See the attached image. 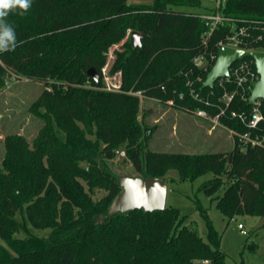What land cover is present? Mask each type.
Wrapping results in <instances>:
<instances>
[{
  "label": "trees",
  "instance_id": "trees-1",
  "mask_svg": "<svg viewBox=\"0 0 264 264\" xmlns=\"http://www.w3.org/2000/svg\"><path fill=\"white\" fill-rule=\"evenodd\" d=\"M201 3L31 0L22 15L20 9L9 12L6 21L17 43L14 51L0 53V93L10 73L42 81L52 92L32 105L45 122L34 147L19 135L6 138L0 164V264H227L221 235L200 200L195 201V208L206 222L207 240L195 225L186 224L189 216L177 207L107 215L121 191L119 175L108 160L124 143L127 157L143 177L165 178L176 170L181 179L193 182L212 173L214 177L201 183L199 190L216 202L224 216L264 218V145L241 141L236 135L237 147L229 152L152 150L149 141L155 127L139 119V98L129 93L141 91L166 105L173 99V108L190 113L205 109L211 116L225 106L223 94L235 91L237 84L217 81L213 88H202L215 61L204 69L193 58L205 51L217 53L219 42L233 30L231 24L218 27L206 47L209 27L201 13L178 9ZM220 10L234 19L236 27H247L251 35L243 48H264V0H226ZM254 21H261L263 28ZM134 30L143 36L136 48L130 38ZM129 31L113 65L115 71L123 72L122 90L106 91L101 87L107 52ZM259 34L263 38L256 40ZM92 67L99 72L98 81L88 75ZM86 82L96 88L83 87ZM191 88L198 98L191 96ZM250 109L249 100L236 97L220 121L236 133L263 137L264 123L251 129L248 122L231 116L232 110ZM224 177L228 182L221 195ZM80 178L91 190L101 187L108 194L94 200ZM18 212L32 227L50 228V235L15 236L22 227Z\"/></svg>",
  "mask_w": 264,
  "mask_h": 264
},
{
  "label": "rangeland",
  "instance_id": "rangeland-1",
  "mask_svg": "<svg viewBox=\"0 0 264 264\" xmlns=\"http://www.w3.org/2000/svg\"><path fill=\"white\" fill-rule=\"evenodd\" d=\"M137 1L143 0H130V2ZM145 1L148 2V0ZM201 1L200 7L183 6L178 9L202 13L212 8L210 0ZM130 32L125 39L109 47L107 62L102 68L104 85L101 88L106 91L119 92L122 90L123 72L122 70L115 71L113 65L116 60V51L124 50L123 43L129 38ZM83 87L96 88L89 82H86ZM51 92L52 89L42 81L32 80L26 75L10 73L6 87L0 93V164L6 154L7 136L19 135L27 141L30 148L34 147L33 141L45 122L35 114L32 105ZM137 97L139 98V119L155 127L149 141L150 149L160 152L199 153L229 152L237 147V137L227 127L213 126L208 119L166 105L158 97L144 95ZM42 110L45 111V108ZM90 137L95 138V135H90ZM118 150L126 152L125 143L115 149V155L108 160V165L118 175H138L127 153L126 156H120L117 153ZM81 164L86 166L85 162ZM213 177L214 174L208 173L192 182L181 179L176 170H170L165 176L168 184L166 206L177 207L183 215H188L186 224L195 225L200 235L207 240L206 222L195 208V201L200 200L205 207L209 208V215L221 235V248L227 255V264H240L242 261L245 264H264V218L249 214H239L232 219L224 216L216 208V202H212L199 190L201 183ZM80 180L85 185V189L91 192L94 200L101 199L108 194V191L101 187L91 190L82 178ZM227 182L228 180L224 177V185L220 190L221 195L225 194ZM17 219L22 224V227L15 232V236L19 238H26L30 234L48 237L51 233L50 228L37 229L29 225L22 212H18ZM241 223L244 225V232L239 228Z\"/></svg>",
  "mask_w": 264,
  "mask_h": 264
},
{
  "label": "built area",
  "instance_id": "built-area-1",
  "mask_svg": "<svg viewBox=\"0 0 264 264\" xmlns=\"http://www.w3.org/2000/svg\"><path fill=\"white\" fill-rule=\"evenodd\" d=\"M212 3V10L204 11L201 13V18L205 20L206 25L209 27V29L205 32L204 36V44L207 47L208 45V38L212 35L215 29L218 27L224 26L226 24H231L233 32L229 34L225 40H222L218 44V50L222 46H228V47H234V48H240L245 49L242 47L243 44H245L246 38L250 37V32H248L246 26L236 27L235 21L233 18L226 16L221 12V8L224 6L226 0H210ZM256 23V27H262L263 23L261 21H254ZM253 22V23H254ZM264 29V28H263ZM263 38V34H259L255 39L261 40ZM245 50H259L264 51V48L261 49H245ZM217 53L215 51L210 50L207 55V51L201 52L197 54L193 58V63L198 66L202 67L204 69H207L208 64L210 62L215 61L217 59ZM246 58V57H245ZM241 59L236 61L230 66V73L228 76L219 78L217 81H220V83L225 81H231L234 80L237 84V89L235 91H226L223 94L222 101L225 103V106L220 107V111L214 115L211 116L208 114V112L205 109H197L193 112V114L197 115L198 117L208 119L213 123V126L216 125H222L220 118L221 116L225 115L227 113V109L230 106V104L235 100L236 97H240L241 100H249L252 96V90H253V82L256 80H259L260 74L257 71L255 60L252 58L250 59ZM255 64V67L253 66ZM214 66V65H213ZM198 80H202L201 78H198ZM189 85H192V82L188 81ZM117 87V86H116ZM119 87V86H118ZM109 89H111L109 87ZM129 93L134 95H143L141 91H130ZM191 96L198 98L199 95L196 92L194 88H191L190 90ZM184 95L180 94V97L182 98ZM262 99H257L253 103H250L251 109L249 112L243 111H231V116L238 117L243 122H248V126L251 129H258L260 127L261 123H264V112L262 110ZM167 105L173 106L174 100L169 99L166 101ZM223 126V125H222ZM234 135L238 136L241 141L244 142H250L253 145H264V136L259 137L258 135L256 137H251L249 132L246 133H236L233 130H231ZM117 153L120 156H126L125 151L118 150ZM239 228L242 232H244V225L241 223L239 224ZM209 260H203L202 263H208ZM196 264H199L197 262Z\"/></svg>",
  "mask_w": 264,
  "mask_h": 264
},
{
  "label": "water",
  "instance_id": "water-1",
  "mask_svg": "<svg viewBox=\"0 0 264 264\" xmlns=\"http://www.w3.org/2000/svg\"><path fill=\"white\" fill-rule=\"evenodd\" d=\"M142 37L139 31H132L131 42L134 48L142 45ZM245 57H252L255 60L257 71L260 74L259 80L253 82L250 103L257 99L264 100V51L259 50L220 47L216 62L208 72L202 88H213L219 78L229 75L230 66L233 63ZM88 75L95 81L100 79L99 72L94 67L88 70ZM118 182L121 191L112 200L108 208V216L129 213L136 209H143L145 212L165 209L168 184L164 177L121 174L118 177Z\"/></svg>",
  "mask_w": 264,
  "mask_h": 264
},
{
  "label": "clouds",
  "instance_id": "clouds-1",
  "mask_svg": "<svg viewBox=\"0 0 264 264\" xmlns=\"http://www.w3.org/2000/svg\"><path fill=\"white\" fill-rule=\"evenodd\" d=\"M31 6V0H0V53L14 51L16 34L13 27L6 21L10 11L20 9L21 15Z\"/></svg>",
  "mask_w": 264,
  "mask_h": 264
}]
</instances>
